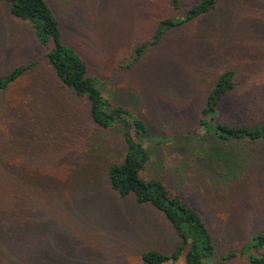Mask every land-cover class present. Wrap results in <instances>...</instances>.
<instances>
[{
    "label": "rangeland",
    "instance_id": "rangeland-1",
    "mask_svg": "<svg viewBox=\"0 0 264 264\" xmlns=\"http://www.w3.org/2000/svg\"><path fill=\"white\" fill-rule=\"evenodd\" d=\"M45 1L103 96L145 122L150 161L141 176L199 212L215 244L212 264H249L227 255L264 231V144L234 146L242 169L224 180L200 159L208 149L199 121L228 71L234 88L217 122L264 123V0H219L152 45L162 19L181 17L169 0ZM197 1L179 0V15ZM44 56L0 0V77L36 64L0 92V264H143L144 252L171 253L180 240L166 218L109 187L106 169L124 153L118 129L96 128L86 100L57 85Z\"/></svg>",
    "mask_w": 264,
    "mask_h": 264
},
{
    "label": "trees",
    "instance_id": "trees-1",
    "mask_svg": "<svg viewBox=\"0 0 264 264\" xmlns=\"http://www.w3.org/2000/svg\"><path fill=\"white\" fill-rule=\"evenodd\" d=\"M10 16L27 23L37 41L45 50V59L52 68L56 83L62 89L84 98L93 125L101 130L118 129L124 145L121 161L109 164L106 169L109 187L119 198L132 196L137 205H150L169 222L180 240L169 254L147 251L141 254L143 264H175L183 258L184 264H212L215 244L204 219L199 212L169 192L156 179H145L142 172L150 157L143 140L148 137L145 122L127 107L114 105L103 96L95 77L88 74L87 65L79 53L62 40L61 27L54 11L45 0H1ZM219 0H198L184 14L179 15V0H169L175 19H162L155 28L153 39L157 44L163 36L185 24L206 16ZM147 44L135 51V59L142 57ZM36 64L20 65L0 77V92L33 71ZM234 88L233 74L225 72L218 76L201 109L199 128L205 138L208 152L200 157L211 164L210 173L224 175V180L241 172V154L234 146L244 143L264 144V123L251 126H229L217 122L219 105L226 94ZM1 117L3 112L0 109ZM215 144V145H213ZM240 155V156H239ZM208 165V164H207ZM244 167V166H243ZM233 179V178H232ZM251 249H264V231L252 235L248 243L228 258L244 256L249 264H264V256L254 255Z\"/></svg>",
    "mask_w": 264,
    "mask_h": 264
}]
</instances>
